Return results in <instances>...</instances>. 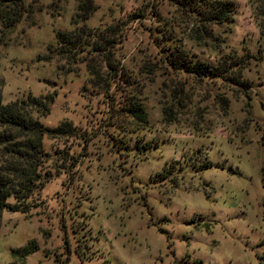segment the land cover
I'll return each instance as SVG.
<instances>
[{"label": "rangeland", "instance_id": "obj_1", "mask_svg": "<svg viewBox=\"0 0 264 264\" xmlns=\"http://www.w3.org/2000/svg\"><path fill=\"white\" fill-rule=\"evenodd\" d=\"M26 1L31 17L0 25V89L5 102L56 92L41 122L53 129L67 121L76 132L45 137L53 179L31 212L4 213L0 264H264L257 0H231L234 20L205 28L177 0H94L85 22L79 0ZM84 25L104 31L101 52L76 54L58 42ZM176 45L214 65L241 57L250 87L199 81L169 61ZM139 89L146 125L115 110ZM30 242L36 252L14 253Z\"/></svg>", "mask_w": 264, "mask_h": 264}, {"label": "trees", "instance_id": "obj_2", "mask_svg": "<svg viewBox=\"0 0 264 264\" xmlns=\"http://www.w3.org/2000/svg\"><path fill=\"white\" fill-rule=\"evenodd\" d=\"M179 4L189 6L199 17L200 25L223 24L234 20V5L231 0H177ZM264 16V0H257ZM79 18L87 21L96 10L94 0H79ZM33 9L26 0H0V25L5 29L17 26L24 16H32ZM200 30V26H199ZM207 32V37L210 32ZM104 31H96L84 25L77 36L59 33L58 42L67 44L75 53L91 50L101 52L104 41ZM95 40V41H94ZM170 50V48H169ZM169 61L175 67H180L199 81L205 78H222L232 85L250 87L244 77L246 62L241 57H228L219 60L217 65L193 59L181 45H176L167 54ZM119 68L112 74V83L116 82ZM91 75L94 67L91 68ZM124 76V73H123ZM124 78V77H122ZM125 82L130 79L124 78ZM142 89L126 93L124 103L115 109L117 114L131 118L137 125H146L148 122L142 104ZM53 95L32 96L5 102L2 89H0V228L5 212H20L27 214L38 205L36 195L46 184L53 179L49 163L52 156L44 148V139L50 136L57 139L76 132L70 122H63L57 128H49L41 122V118L50 114L54 103ZM223 108L228 109L229 100L222 98ZM167 108L166 112H170ZM211 166V163H209ZM35 242L14 251L25 258L38 250ZM191 264H203L194 260Z\"/></svg>", "mask_w": 264, "mask_h": 264}]
</instances>
